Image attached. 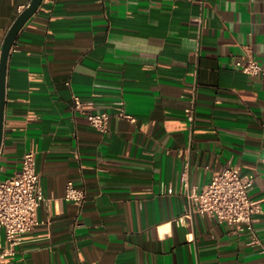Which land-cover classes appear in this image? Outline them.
Segmentation results:
<instances>
[{
    "label": "crops",
    "instance_id": "1",
    "mask_svg": "<svg viewBox=\"0 0 264 264\" xmlns=\"http://www.w3.org/2000/svg\"><path fill=\"white\" fill-rule=\"evenodd\" d=\"M32 2L0 0V67ZM249 50L264 68V0H44L11 51L0 152L2 180L37 152L42 223L0 264H264V74L236 65ZM74 94L111 113L107 132ZM228 165L255 176L261 245L200 213L178 222L184 173L203 188Z\"/></svg>",
    "mask_w": 264,
    "mask_h": 264
},
{
    "label": "built area",
    "instance_id": "2",
    "mask_svg": "<svg viewBox=\"0 0 264 264\" xmlns=\"http://www.w3.org/2000/svg\"><path fill=\"white\" fill-rule=\"evenodd\" d=\"M236 65L251 75L264 74V68L258 58L249 50L248 54L237 60ZM76 111L86 114L95 128L107 132L111 120L110 112H92L85 109L84 100L74 94ZM118 115L133 123L137 117L129 113L124 101L117 107ZM188 120L194 124L197 112L194 105L186 108ZM2 164L0 162V171ZM183 186L190 199V214L178 219L184 224L187 216L200 213L220 223L227 222L236 227V232L249 231L252 246L261 245L256 232L258 215L263 212L262 201L254 200L251 191L255 184L253 174H244L240 165H228L217 172L212 181L203 188L192 185L189 171L183 175ZM66 199L84 206L88 199L85 188L69 182ZM45 200L41 175L38 170L37 152H27L22 160V167L13 176L2 180L0 177V228L4 230L7 246L0 253V261L17 252L23 236L38 227L42 222L38 213Z\"/></svg>",
    "mask_w": 264,
    "mask_h": 264
},
{
    "label": "water",
    "instance_id": "3",
    "mask_svg": "<svg viewBox=\"0 0 264 264\" xmlns=\"http://www.w3.org/2000/svg\"><path fill=\"white\" fill-rule=\"evenodd\" d=\"M44 0H33L28 8H26L13 24L8 36L6 37L2 63L0 67V152L2 150L5 121H6V106L8 95V68L11 58V51L19 37L20 32L30 19L38 12Z\"/></svg>",
    "mask_w": 264,
    "mask_h": 264
}]
</instances>
